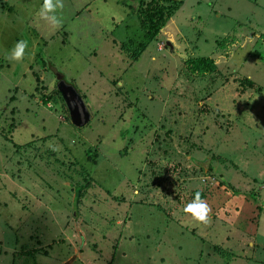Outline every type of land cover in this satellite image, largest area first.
Listing matches in <instances>:
<instances>
[{"label":"rangeland","instance_id":"obj_1","mask_svg":"<svg viewBox=\"0 0 264 264\" xmlns=\"http://www.w3.org/2000/svg\"><path fill=\"white\" fill-rule=\"evenodd\" d=\"M138 2L0 0V264L264 263V0H160L154 37Z\"/></svg>","mask_w":264,"mask_h":264},{"label":"clouds","instance_id":"obj_2","mask_svg":"<svg viewBox=\"0 0 264 264\" xmlns=\"http://www.w3.org/2000/svg\"><path fill=\"white\" fill-rule=\"evenodd\" d=\"M63 7L61 0H42L39 8V16L41 19L48 21L54 28L61 23L60 19L55 14V10ZM27 41L17 40L14 45L5 54L7 59L18 61L25 53ZM183 211L191 214L196 221L206 222L209 212L208 205L200 198V193L196 192L193 199L185 204Z\"/></svg>","mask_w":264,"mask_h":264},{"label":"trees","instance_id":"obj_3","mask_svg":"<svg viewBox=\"0 0 264 264\" xmlns=\"http://www.w3.org/2000/svg\"><path fill=\"white\" fill-rule=\"evenodd\" d=\"M137 13L138 15L143 17V20H141V24L145 34H147L149 37H154L155 35H157L158 32L165 26L167 20L170 17L168 10L162 3H160V0H151V2H147L145 5H142L141 2L140 3L138 2ZM187 63L188 65L193 67L195 72L198 73L202 72L204 68H208V67L212 68V61L208 57H201L198 59H194V58L188 59ZM56 93L59 99L62 100L61 95L57 90ZM50 99L51 96H49V98L46 99L44 98L43 103L47 104L49 101H52V99L51 100ZM16 147L20 149V147L18 146ZM23 151L24 150H22L21 154H24ZM50 154L52 155V150H50ZM21 157L23 156L21 155Z\"/></svg>","mask_w":264,"mask_h":264},{"label":"water","instance_id":"obj_4","mask_svg":"<svg viewBox=\"0 0 264 264\" xmlns=\"http://www.w3.org/2000/svg\"><path fill=\"white\" fill-rule=\"evenodd\" d=\"M56 74V89L68 110L70 122L76 127H82L90 121L91 114L82 96L72 84H69L60 73Z\"/></svg>","mask_w":264,"mask_h":264},{"label":"crops","instance_id":"obj_5","mask_svg":"<svg viewBox=\"0 0 264 264\" xmlns=\"http://www.w3.org/2000/svg\"><path fill=\"white\" fill-rule=\"evenodd\" d=\"M37 242H38V245H39V246H44V242H43V241L38 240ZM15 246H16V245H15ZM17 246H18V245H17ZM24 246H27V245L24 244ZM45 246H47V245H45ZM6 247H7V246H6ZM38 251H39V249H37V252H38ZM0 254H1V253H0ZM36 254H37V253H36ZM47 254H48V253H46L44 257L48 256ZM1 255H2V254H1ZM41 255H42V254H41ZM41 255H37L36 257L41 256ZM0 257H1V256H0ZM31 259H33V260H27V261H25L24 263H25V264H28L27 262H29V263H32V264H48L46 260L38 261V258H36V261H35V256H34V258H31ZM0 261H1V260H0ZM8 261H11L10 264H17L16 261L13 260L12 258H11L10 260H8Z\"/></svg>","mask_w":264,"mask_h":264}]
</instances>
